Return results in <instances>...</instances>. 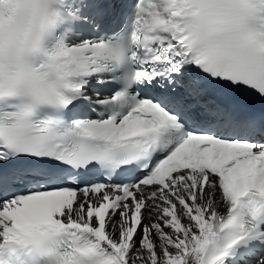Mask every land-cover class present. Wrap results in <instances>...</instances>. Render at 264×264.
I'll list each match as a JSON object with an SVG mask.
<instances>
[{
  "label": "snow or ice",
  "instance_id": "obj_1",
  "mask_svg": "<svg viewBox=\"0 0 264 264\" xmlns=\"http://www.w3.org/2000/svg\"><path fill=\"white\" fill-rule=\"evenodd\" d=\"M0 264H264V0H0Z\"/></svg>",
  "mask_w": 264,
  "mask_h": 264
}]
</instances>
